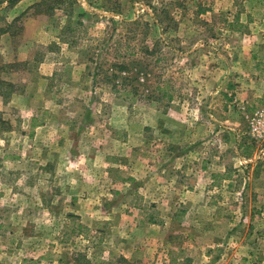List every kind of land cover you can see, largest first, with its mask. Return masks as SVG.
<instances>
[{
	"label": "rangeland",
	"instance_id": "obj_1",
	"mask_svg": "<svg viewBox=\"0 0 264 264\" xmlns=\"http://www.w3.org/2000/svg\"><path fill=\"white\" fill-rule=\"evenodd\" d=\"M216 1L0 0V29L11 25L0 33V65L10 64L0 78L14 83L0 95V264H81L80 253L90 264H262L259 254L234 251L261 245L263 225L249 227L236 205L260 199L248 189L260 180L248 171L261 160L237 162L239 193L220 192L226 215L207 225L199 217L214 216L215 193L189 200L195 206L183 214L173 200L180 193L164 189L158 203L140 186L157 155L223 154L228 166L237 147L251 156L264 145L245 117L264 105V79L248 81L259 88L250 103L227 90L241 72L264 77V17L248 16L264 2L225 0L199 16ZM236 15L239 27L227 31ZM206 70L222 74L226 95L206 97L208 106L216 100L211 111H187L199 102L193 89L219 82L200 79ZM186 112L212 118L206 139L169 142ZM33 116L43 124L31 130Z\"/></svg>",
	"mask_w": 264,
	"mask_h": 264
},
{
	"label": "crops",
	"instance_id": "obj_2",
	"mask_svg": "<svg viewBox=\"0 0 264 264\" xmlns=\"http://www.w3.org/2000/svg\"><path fill=\"white\" fill-rule=\"evenodd\" d=\"M261 1L264 2V0H257L259 5L261 4ZM225 0H217L214 2L215 7L211 10L209 9H198L199 16L202 17H207L210 16L211 11H214V13L219 11V9L223 8ZM201 6V5H200ZM254 6V5H253ZM252 6V7H253ZM264 4L262 5V7ZM258 10V11H257ZM248 16L255 15V12H258V14L261 15V17H264V9H254L252 8L251 10L248 11ZM221 14V13H219ZM264 19V18H263ZM232 21V22H231ZM238 16L236 15L234 18L230 19V24L229 25H234L237 28L239 27L238 25ZM259 24L264 25V23L259 22L257 27L259 28ZM227 31L230 29V27L226 28ZM245 29V28H244ZM232 30H236L232 29ZM238 31H233L234 33L239 32ZM243 31V30H241ZM200 46L203 45L202 42L199 44ZM264 49V48H263ZM260 56L258 57V65L264 66V52H260ZM209 57V56H208ZM256 57V56H254ZM202 77L200 79H204L205 81L210 78L212 79L214 77V80H218L219 82L216 84L214 83L212 85H208L206 83H202L201 86H199L198 89H193L196 92V95L198 94L197 98L199 102L194 103L193 106H188L185 107L187 111H198L202 113V111H208L211 107H216L215 101L212 103H209L210 105L208 106L206 104V97L209 96H217L218 94L222 95L226 93H223V91H220L221 89L219 88L220 82L222 80V74L218 71L214 72H209L205 71L204 73H201ZM254 77H251L248 75V73L241 72L239 73V77L237 78V82L239 83L237 86H232L231 89H228L230 91L228 94L231 95V92H235L236 99L238 98V103L239 104H245V102L250 103L251 100H253L251 97L254 95H259L257 94L259 88H256L248 82L249 80L251 81L252 79L255 80H260L264 79L262 75L253 74ZM204 85V86H203ZM260 96H264V89L262 90V93ZM262 101V99H260ZM259 100V101H260ZM249 106L253 107V104H249ZM211 111V110H209ZM191 115H188V112H186V115H184L183 118H180L176 116L178 119H181V129L177 130L174 129L172 133V137L168 138V141H173V142H190L188 138L190 136L198 135L195 138H200L204 139L205 137H201V135H204V132L202 131L203 128L207 127L208 125H211V119L208 118L206 112L205 116L199 115L197 119L195 117H192V113H189ZM191 116V117H190ZM176 118V119H177ZM208 124L206 126L205 123ZM228 121V119H226ZM168 124H175L174 121L172 122L171 120H168ZM172 122V123H171ZM186 122H188L186 124ZM194 124L197 125L194 126ZM191 125L192 127H188ZM176 137H180L179 139ZM206 139V138H205ZM216 139V138H215ZM196 140V139H194ZM237 142L240 140L239 136L236 138ZM226 141V140H225ZM196 142V141H195ZM240 145V143H239ZM242 146V145H241ZM236 150V155L232 157L233 160H235L233 163H231L228 166L224 165V160H225V155L219 154V155H211L210 158L206 156V153L204 152H199L198 154H193L191 152H184V153H178V152H170L169 155H167V161L165 160V157L157 155L154 158V161H152L150 167H147L148 170H145V173L142 177V182L140 183V186H143L144 188L150 186L151 187V192L154 193L157 197V199L154 201L160 203L161 198L160 193L164 189H171L172 192L174 193H180L178 197H173V200H175L176 203L179 204V206L184 207L183 214L185 213V209H190L191 207L195 206V204H191L189 200L191 199H196L199 198V201L202 200L201 196L207 197L209 193H215L214 199L212 202L209 203L211 207H213L215 210H217L214 213V216H208L205 215L203 217H199V223L201 225H207L213 222H219L220 218H223L226 215V209L228 208L226 200H224V197L222 198L220 195V192H224L226 189H230L232 192H238L239 193V185L237 183V176L240 174L239 172L242 171L241 169L238 168L237 162H239L240 159H243L244 157H250L249 159H256V161L261 160L258 162L259 164H254L251 167V170L248 171L250 174L252 180H260V185L255 186L254 184H250L248 189L250 190V193L252 194H259L257 197H260L258 201H255L248 205L247 203L244 204L245 206H242L240 203H236L237 205V212H240L241 208H246L247 213L246 217H244V221L249 223V227L251 224H254V222L259 225H263L264 227V148L261 149L260 151H256L255 154L251 156H246L243 153H240L238 151V147L235 149ZM248 161L250 162L251 160ZM166 162V163H165ZM228 167H233V171L231 169H228ZM238 172V173H237ZM136 178H138L137 175H135ZM250 178V179H251ZM124 186L130 185L133 187V185L124 183ZM142 187V190L144 188ZM138 192L140 188L138 187ZM250 195V194H249ZM212 197V196H211ZM251 199V195H250ZM163 202H167L169 204L168 206L173 205L172 199H162ZM171 200V202H170ZM213 203V204H212ZM187 204V205H186ZM204 206L207 207L208 205V200H205ZM198 209L200 208L201 204H198ZM232 212V210H231ZM235 212V211H234ZM240 220V218H239ZM230 221H238V214L235 216H231ZM150 223H163V221H159L151 217ZM238 229V228H237ZM208 231H204L203 233H208ZM231 239L235 240V234L233 235L232 232L229 234ZM249 235H247V232L243 236L244 239H247ZM238 239V237H237ZM236 239V241H237ZM153 240H158L157 237H153ZM261 241V245H257L254 247V244L248 243L246 241V245L244 246H238V249L234 250L236 253L239 254V256H252L253 254H259L262 264H264V230L262 232V236L259 238ZM254 243V242H253ZM252 244V246H251ZM221 249L220 251L222 252V247L224 246V243H220ZM164 251V250H163ZM239 251V252H238ZM241 251H244L242 253ZM206 257L208 258V254L205 253ZM246 258H238V261H246ZM205 264H210V263H205ZM225 264V263H222ZM232 264H238L236 261ZM241 264H246V262H242Z\"/></svg>",
	"mask_w": 264,
	"mask_h": 264
},
{
	"label": "trees",
	"instance_id": "obj_3",
	"mask_svg": "<svg viewBox=\"0 0 264 264\" xmlns=\"http://www.w3.org/2000/svg\"><path fill=\"white\" fill-rule=\"evenodd\" d=\"M10 24H12V23H10ZM10 26L11 25H9V27ZM9 27L0 29V33L2 34V33L10 32V30H9L10 28ZM46 27L48 28V30H53V29H51L52 27L50 25H47ZM230 28L231 29H235L236 26L230 25ZM7 65L10 66V64H6V63L4 65H0V69H2L3 71H7L8 70V69H6ZM13 88H14V83L13 82L8 81L7 79H3V78L1 79L0 78V92H1L0 95H2L4 97L10 95L11 93H13ZM4 92H6V95L3 94ZM169 98L171 99V96H169ZM3 121L4 120H2L0 118V123H2ZM42 124H43V121L39 120V117L33 116L31 118V130H34L36 127H38V126H40ZM78 255H80V259H83V262H81V264H90V261L86 258L85 255H83L81 253L78 254Z\"/></svg>",
	"mask_w": 264,
	"mask_h": 264
},
{
	"label": "built area",
	"instance_id": "obj_4",
	"mask_svg": "<svg viewBox=\"0 0 264 264\" xmlns=\"http://www.w3.org/2000/svg\"><path fill=\"white\" fill-rule=\"evenodd\" d=\"M248 128L253 138L264 142V105L245 113ZM264 148L261 147V149Z\"/></svg>",
	"mask_w": 264,
	"mask_h": 264
}]
</instances>
